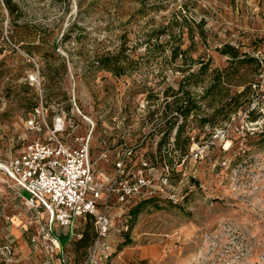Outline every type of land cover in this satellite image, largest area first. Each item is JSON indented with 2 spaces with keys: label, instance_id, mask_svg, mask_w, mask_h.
I'll return each mask as SVG.
<instances>
[{
  "label": "rangeland",
  "instance_id": "374dc122",
  "mask_svg": "<svg viewBox=\"0 0 264 264\" xmlns=\"http://www.w3.org/2000/svg\"><path fill=\"white\" fill-rule=\"evenodd\" d=\"M11 4L12 16L0 0V264H40L24 231L30 212L3 164L34 138L24 123L41 106L48 126L65 120L66 143L90 135L97 168L111 171L125 154L128 175L141 169L147 181L131 207L152 203L131 227L129 214L115 219L105 264H264V70L255 57L264 0ZM225 44L238 51L234 61L220 54ZM120 50L125 74L98 67L97 57ZM186 102L193 109L183 120L175 109ZM172 116L182 122V151L174 130L158 146ZM76 226L81 237L57 228L68 264L83 261L76 244L93 230L88 220Z\"/></svg>",
  "mask_w": 264,
  "mask_h": 264
},
{
  "label": "built area",
  "instance_id": "2783aa9c",
  "mask_svg": "<svg viewBox=\"0 0 264 264\" xmlns=\"http://www.w3.org/2000/svg\"><path fill=\"white\" fill-rule=\"evenodd\" d=\"M255 57L264 70V48ZM46 112L43 106L33 109L24 125L34 138H22L16 153L3 164L8 178L17 186L18 198L30 212L24 231L30 230L31 251L39 256L40 264H68L57 228H66L68 237H81L75 233L76 220L83 219L92 221L93 235L79 264H105L113 252L115 219L127 218L147 181L138 174L141 169L133 173L134 177L128 175L125 154L117 155L111 171L97 168L91 159L90 135L76 140L77 145L66 143L60 136L66 129L65 120L58 116L48 126ZM194 153L195 157L199 154ZM101 157L107 160V153ZM23 190L30 194L28 198ZM10 243L12 240L2 246V253L12 252Z\"/></svg>",
  "mask_w": 264,
  "mask_h": 264
},
{
  "label": "trees",
  "instance_id": "16d2710c",
  "mask_svg": "<svg viewBox=\"0 0 264 264\" xmlns=\"http://www.w3.org/2000/svg\"><path fill=\"white\" fill-rule=\"evenodd\" d=\"M3 4H4L8 14L10 16H12L16 10H15V6L13 4H11V0H3ZM219 51H220V54L228 56L230 61H234L235 59H237L239 57L238 51L236 49H234L229 44H225ZM180 54H181V52H179V48H174L172 57L177 58ZM121 59H125V57L123 56V50L118 51L117 54H114V55H111L109 53L101 55V56L96 58V62L98 64L99 68L107 70L115 76H121V75L125 74V70L122 66ZM240 60H241V62H252L255 60V58H253L252 56H251V58L250 57L247 58L245 56V57L241 58ZM192 109H193V107L191 106V104L187 105V102H186L184 104H180L179 106H177L175 111L178 113V117L180 115V117L184 120V119H186V117L188 116V114L190 113V111ZM178 117L172 116V120L169 122V127L166 131L167 132L166 137L159 141V145H158L159 148H161L162 145L166 142V139H169V137L171 136V134L174 130L173 136H174V141H175V149H179L182 151L183 144L180 141V137H181L183 130H182V122L177 124ZM262 133H264V132H262ZM165 155H167V154L164 153L160 157V161L166 157ZM170 159H169V162H170ZM152 201L153 200H150V199L144 200V201L136 204L135 206H133L129 209L128 214L130 215V217H132V222H131L130 227L132 226L133 220L135 219L137 214L140 213L141 210L145 206L150 205L152 203ZM92 235H93V230L91 231V233H89V231L86 229L83 232L82 238L80 240H78V242L76 244L77 247L87 248V246L89 245V242L92 238ZM125 237L126 238L124 240V245L129 243L128 233L125 234ZM67 239L68 238H61V236H60V240H61V243L63 245L67 242Z\"/></svg>",
  "mask_w": 264,
  "mask_h": 264
}]
</instances>
